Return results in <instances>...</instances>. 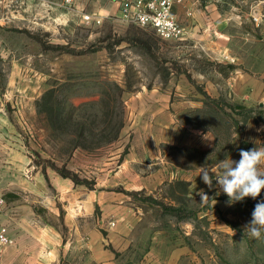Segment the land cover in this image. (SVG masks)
I'll return each instance as SVG.
<instances>
[{
    "label": "rangeland",
    "instance_id": "rangeland-1",
    "mask_svg": "<svg viewBox=\"0 0 264 264\" xmlns=\"http://www.w3.org/2000/svg\"><path fill=\"white\" fill-rule=\"evenodd\" d=\"M95 4L0 0V145L26 137L43 170L69 173L65 177L91 187L104 168L114 169V156L127 151L119 136L129 97L156 77L166 78L169 68L185 67L180 58L197 59L201 52L181 50L179 40L162 38L151 27L86 19ZM225 5L230 7V60L242 59L263 88L249 100L237 97L231 81L239 66L230 61V101L207 99L205 114L188 116L193 124L219 128V150L204 155L212 162L229 147L230 158L238 161L240 149L264 144V0H226ZM211 55L210 64L217 67ZM4 165L0 161V174ZM1 184L0 177V192ZM213 196L210 190L208 201L195 209L183 197L177 208L148 209L138 235L145 239L161 226L182 232L181 225L190 221L192 232L183 234L186 249L175 264H264V232L256 239L244 231L264 190L255 200L225 205L221 226ZM142 248L124 250V261L139 264Z\"/></svg>",
    "mask_w": 264,
    "mask_h": 264
},
{
    "label": "crops",
    "instance_id": "crops-1",
    "mask_svg": "<svg viewBox=\"0 0 264 264\" xmlns=\"http://www.w3.org/2000/svg\"><path fill=\"white\" fill-rule=\"evenodd\" d=\"M76 1L96 3L92 13L101 20H122L121 0ZM225 2L176 0L174 13L187 31L177 46L201 51L200 57L180 58L185 67L169 68L166 78L156 77L129 97L127 121L119 136L125 138L121 144L127 151L114 156V169L104 168L93 187L43 170L31 153L30 139L3 140L0 161L6 165L0 177L6 204L0 207V231L13 241L0 246V264H129L123 251L138 250L142 244L139 264H175L186 249L184 236L191 234L193 223L184 222L182 232L161 226L145 239L138 235V227L148 209L177 208L181 197L193 203L190 208L196 203L201 207L205 202L196 194L201 189L214 193L216 223L224 225L219 215L225 205L228 209V197L215 181L209 188L200 174L203 168L215 169L221 160L230 159V147L213 162L205 158L221 146L219 128L193 124L188 116L205 114L207 99L230 101V7ZM212 52L217 67L210 64ZM241 60L231 61L239 66L231 83L237 97L249 100L259 96L263 86L260 76L244 68Z\"/></svg>",
    "mask_w": 264,
    "mask_h": 264
},
{
    "label": "clouds",
    "instance_id": "clouds-1",
    "mask_svg": "<svg viewBox=\"0 0 264 264\" xmlns=\"http://www.w3.org/2000/svg\"><path fill=\"white\" fill-rule=\"evenodd\" d=\"M239 156L238 161L231 158L221 160L215 169L203 168L200 174L209 188L213 187L215 181V186L228 197L226 203L229 206L247 197L255 200L264 190V144L247 150L240 149ZM196 194L201 197V203L209 199L203 189ZM244 231L252 238L261 237L264 232V200L255 204Z\"/></svg>",
    "mask_w": 264,
    "mask_h": 264
},
{
    "label": "built area",
    "instance_id": "built-area-1",
    "mask_svg": "<svg viewBox=\"0 0 264 264\" xmlns=\"http://www.w3.org/2000/svg\"><path fill=\"white\" fill-rule=\"evenodd\" d=\"M73 3L74 0H66ZM176 0H121V19L138 26L151 27L159 36L171 40H183L186 27L174 13ZM86 19L100 22L94 13H85ZM6 204L4 194L0 192V207ZM111 224H114L113 222ZM13 239L4 231H0V246L11 243Z\"/></svg>",
    "mask_w": 264,
    "mask_h": 264
},
{
    "label": "trees",
    "instance_id": "trees-1",
    "mask_svg": "<svg viewBox=\"0 0 264 264\" xmlns=\"http://www.w3.org/2000/svg\"><path fill=\"white\" fill-rule=\"evenodd\" d=\"M106 131V130H105ZM108 133L110 132V131H107ZM118 132V131H117ZM65 174V176H71L69 173H64Z\"/></svg>",
    "mask_w": 264,
    "mask_h": 264
}]
</instances>
